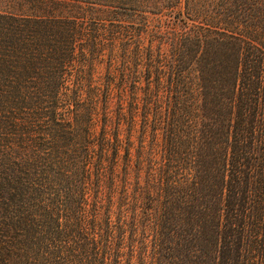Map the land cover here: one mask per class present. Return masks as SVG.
Returning a JSON list of instances; mask_svg holds the SVG:
<instances>
[{
    "label": "trees",
    "instance_id": "trees-1",
    "mask_svg": "<svg viewBox=\"0 0 264 264\" xmlns=\"http://www.w3.org/2000/svg\"><path fill=\"white\" fill-rule=\"evenodd\" d=\"M0 264H264V0H0Z\"/></svg>",
    "mask_w": 264,
    "mask_h": 264
}]
</instances>
